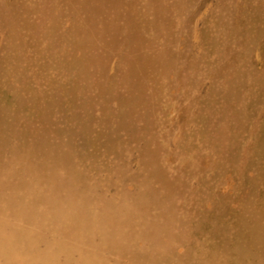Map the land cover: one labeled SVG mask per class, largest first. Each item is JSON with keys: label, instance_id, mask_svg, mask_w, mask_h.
<instances>
[{"label": "rangeland", "instance_id": "rangeland-1", "mask_svg": "<svg viewBox=\"0 0 264 264\" xmlns=\"http://www.w3.org/2000/svg\"><path fill=\"white\" fill-rule=\"evenodd\" d=\"M0 264H264V0H0Z\"/></svg>", "mask_w": 264, "mask_h": 264}]
</instances>
